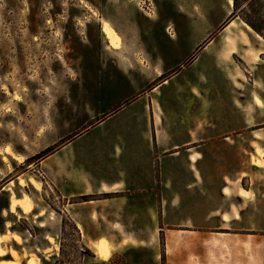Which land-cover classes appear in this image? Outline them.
Returning <instances> with one entry per match:
<instances>
[{"label": "rangeland", "instance_id": "rangeland-1", "mask_svg": "<svg viewBox=\"0 0 264 264\" xmlns=\"http://www.w3.org/2000/svg\"><path fill=\"white\" fill-rule=\"evenodd\" d=\"M246 6L234 10L228 0H0V150L9 146L20 158L0 153V233L8 235L0 260L14 259L9 251L15 249L20 264L31 254L41 264H264V54L251 66L233 56V67L245 75L236 85L219 58L231 20L264 41L244 22ZM101 20L118 31L120 47L107 42ZM198 100L201 107H188ZM151 103L164 128L170 118L201 117L217 131L230 119L231 153L222 165L233 178L222 192L228 200L240 187L249 192L238 220L193 230L165 227L159 213L124 216L127 204L114 202L106 185L116 171L125 181L129 170L143 165L130 162L128 126L136 115L147 116ZM136 125L143 131L142 121ZM24 194L30 210H19L18 218L9 213V200ZM101 237L113 245L129 241L100 258H110L104 262L91 251Z\"/></svg>", "mask_w": 264, "mask_h": 264}, {"label": "crops", "instance_id": "crops-1", "mask_svg": "<svg viewBox=\"0 0 264 264\" xmlns=\"http://www.w3.org/2000/svg\"><path fill=\"white\" fill-rule=\"evenodd\" d=\"M203 102L204 100H198L197 104L191 102L188 107H201ZM146 114L143 118L135 116L134 120L137 121L128 126L127 135L130 162H140L143 165H136L129 170L125 181L118 179L116 171L117 179L106 185L107 189H114V202L124 200L127 204L122 209L124 216L146 219L156 218L159 213L165 227L193 230L214 229L213 221L217 219L219 226L216 229L238 220L241 211L239 206L244 199L236 191L235 198L228 200L229 195L222 192L225 187L231 189L227 182L231 183L233 178L230 173H225L222 165L224 155L231 153L228 144L231 134L228 131L230 119L222 122L217 131L209 128V121H204L201 117L196 120L190 118L183 121L184 124L170 118L164 128V122L155 113L153 103L144 109V115ZM141 121L144 124L143 131L137 130L139 125L136 123ZM212 124L214 126L213 122ZM119 151L117 147L115 155ZM177 154L185 157L176 160L174 156ZM155 155L158 157H154ZM155 160H158L157 169L154 167ZM107 189L103 192L110 191ZM213 191L217 195L212 196ZM122 192L130 194L126 197L118 195ZM224 217L229 220L224 221ZM102 239L112 245L113 252L116 247L124 246L129 241L122 239L113 245L107 238L101 237L91 245V251L92 246ZM95 258L104 262L110 259Z\"/></svg>", "mask_w": 264, "mask_h": 264}, {"label": "bare ground", "instance_id": "bare-ground-1", "mask_svg": "<svg viewBox=\"0 0 264 264\" xmlns=\"http://www.w3.org/2000/svg\"><path fill=\"white\" fill-rule=\"evenodd\" d=\"M228 3L230 6L233 7V0H228ZM101 24H102L101 25L102 33L105 39L107 40V42H109V44L114 47H120L119 39H118V31L115 28H113L107 20H101ZM243 26H245V29H247V31H250V28L245 23H243ZM223 32H225L226 34V38L224 39L226 52H223L222 54L219 53V58L221 62L226 66V69L231 76V80L236 85L238 80L245 81V75L240 69H235L233 67V64H234L233 56L235 55L238 56L240 59H242V61L247 66L259 64L261 62L260 56L264 54V48L262 47V44L264 43V41L259 35L250 36L245 31L239 30V26L235 24L234 20L229 21L227 26L224 28ZM14 99L18 101L19 96L15 94ZM256 101L258 105L261 104L260 99H257ZM1 151H3V153L6 155L11 156L15 160H20V158L12 152L9 146H5L2 150H0V153ZM34 179L33 178L30 179L29 183L33 186L35 190L39 191L41 185L39 182L36 181V179L35 180ZM21 184H22V181H21ZM223 191L227 192L228 188H225ZM237 194L243 199H245L246 196L249 194V192L246 189L240 187L237 190ZM30 202H31V199L28 195L24 194L22 197H16L13 195L10 198L8 211L9 213L14 214L15 216L19 218L20 216L18 215L17 212H19V210H22V211L30 210ZM42 216H43V213L40 212L36 215V218H40ZM6 226L9 227L10 226L9 223H7ZM40 227H43V224H40ZM7 236H8L7 234L0 233V257L3 254L1 244L3 241L8 239ZM11 237L13 241H15L16 243L21 242V238L17 234L13 233ZM46 240L50 244H53L54 240L52 237L48 236L46 237ZM112 251H113V247L106 239H102L96 245L92 246V252L97 257V259L108 256ZM9 253L14 259L0 260V264H20L18 262L19 258H18L17 251L15 249H10ZM24 264H41V263H40V259L36 255L31 254L27 258L26 263Z\"/></svg>", "mask_w": 264, "mask_h": 264}, {"label": "trees", "instance_id": "trees-1", "mask_svg": "<svg viewBox=\"0 0 264 264\" xmlns=\"http://www.w3.org/2000/svg\"><path fill=\"white\" fill-rule=\"evenodd\" d=\"M258 0H233L234 10L241 9L246 5V12H244L243 20L257 33L261 34L264 38V19H262V13L264 11V5L259 6Z\"/></svg>", "mask_w": 264, "mask_h": 264}, {"label": "flooded vegetation", "instance_id": "flooded-vegetation-1", "mask_svg": "<svg viewBox=\"0 0 264 264\" xmlns=\"http://www.w3.org/2000/svg\"><path fill=\"white\" fill-rule=\"evenodd\" d=\"M100 30H101V26H100Z\"/></svg>", "mask_w": 264, "mask_h": 264}]
</instances>
